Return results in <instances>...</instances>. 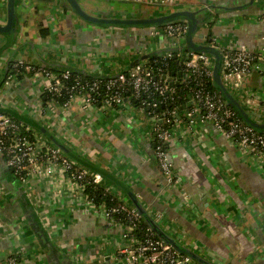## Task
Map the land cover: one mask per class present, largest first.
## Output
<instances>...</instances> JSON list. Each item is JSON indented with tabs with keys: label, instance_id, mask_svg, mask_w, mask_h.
Returning a JSON list of instances; mask_svg holds the SVG:
<instances>
[{
	"label": "crops",
	"instance_id": "crops-1",
	"mask_svg": "<svg viewBox=\"0 0 264 264\" xmlns=\"http://www.w3.org/2000/svg\"><path fill=\"white\" fill-rule=\"evenodd\" d=\"M177 1L192 6V0ZM200 1L203 7L225 8L218 11L214 26L221 48L247 45L257 52L264 46V23L258 22L264 17V0ZM79 3L88 14L101 17L152 9L126 0ZM7 4L0 0L2 25L7 22ZM16 15L15 42L8 45L7 36L0 35V95L5 97L0 111L41 121L129 192L105 181L119 200L137 211L131 194L168 235L213 264H264V167L212 124L198 119L193 131L184 123L175 127L168 151L175 181L168 183L151 148L157 123L144 110L128 104L104 108L78 96L68 110L37 115L48 85L44 76L26 73L4 86L11 62L112 78L170 49L171 41L153 38L152 28L91 26L64 0H19ZM247 88L263 97L264 77L254 75ZM0 186L7 192L0 197V264L13 255L21 256L19 264H68L62 254L73 264L77 256L86 264H117L114 253L123 228L81 202L65 176H35L23 183L0 159ZM21 186L26 198L19 192ZM38 232L47 233L59 259L51 256L48 244L40 246Z\"/></svg>",
	"mask_w": 264,
	"mask_h": 264
},
{
	"label": "built area",
	"instance_id": "built-area-1",
	"mask_svg": "<svg viewBox=\"0 0 264 264\" xmlns=\"http://www.w3.org/2000/svg\"><path fill=\"white\" fill-rule=\"evenodd\" d=\"M134 3L146 4L150 7L174 8L177 6V0H126ZM260 25L264 23V17L259 18ZM188 34L186 24H169L162 28H152L153 38L163 36L171 41L170 49L166 51H176L177 58L184 56L183 44ZM222 54L221 77L226 87L234 94H239L243 104L251 118L259 123H264V96L248 89V83L254 75L264 77V46L257 52L251 51L247 45H241L236 50L230 51L218 47ZM171 51V52H172ZM168 53L164 60L171 58ZM184 68L186 77H195L198 82L209 79L214 75V59L203 53H189L184 56ZM15 69L23 68L25 74L33 73L30 65L22 62H16ZM44 76L48 85L45 92L52 94L55 98L66 97L68 101L60 104L57 101H51L46 106L41 104L36 108L35 113L51 112L55 108L68 110L71 102L78 96H84L87 103H96L104 108L122 109L127 105L124 96L126 93H132L137 100L142 96L174 95L176 79L165 75L162 81H157L152 71L144 64H138L129 70L118 74L115 77L108 78L106 82L96 80L93 83H84L76 79L70 86L64 81L70 79L71 74L65 71L61 74H55L47 70H39L33 74ZM15 79L14 76H8L4 86L7 87ZM104 90L103 97L96 100L92 94H98ZM44 93V92H43ZM5 105V97L0 95V107ZM142 105L157 107L156 102L145 103ZM189 105V106H188ZM187 130L193 131L197 127L198 119L201 122L212 124L213 128L223 133L240 152L254 158L257 163L264 167V133H257L252 127L242 121L236 112L227 105L222 98L208 91L205 85L199 83V88L194 92V97L187 104ZM204 112L202 115L201 113ZM177 112L175 109L165 113V117L158 119V124L164 123L171 127L169 130L162 126L154 129V138L158 143L156 157L159 161L161 171L168 183L175 181L172 174V163L169 154L163 150V147L169 144L173 138L175 127L181 125V119H175ZM196 116V118L194 117ZM263 116V117H262ZM39 117V116H38ZM155 120L157 121V119ZM35 119V118H34ZM37 120L39 123L41 121ZM157 123V122H156ZM63 133V132H62ZM64 134V133H63ZM0 159L5 166L11 169L21 182L35 176H65L72 184L74 191L80 194V201L87 205L105 219L119 224L123 231L118 237L116 251L114 253L117 264H197L187 256L178 253L171 245L156 237L151 229L140 233V224L142 216L134 209L129 208L126 203L119 200L117 208L107 209L103 205H93L89 199L83 195L86 185L96 184L102 186L105 193L111 194L110 187L104 185L103 177L83 166L77 161L66 156L60 149L51 146L32 127L23 122L14 120L0 111ZM23 187V186H22ZM7 192L0 186V197L7 195ZM123 215V223L116 222L113 215ZM76 264H86L81 257H76ZM5 264H19L15 259L8 258Z\"/></svg>",
	"mask_w": 264,
	"mask_h": 264
},
{
	"label": "water",
	"instance_id": "water-1",
	"mask_svg": "<svg viewBox=\"0 0 264 264\" xmlns=\"http://www.w3.org/2000/svg\"><path fill=\"white\" fill-rule=\"evenodd\" d=\"M18 1L19 0H8L7 12H6L7 22L6 24L3 25L0 23V35L7 36L8 45L15 42L18 33L17 15H16V7ZM64 1L67 3V5H69L71 10L74 12V14L82 22L89 24L91 26L105 27V28L118 27V28L142 29V28H158L164 25L173 24L175 22H182L187 24L188 34L182 48L186 49V51L190 53H208L213 57L215 63L213 76L215 80V85L219 89L220 94L228 100L229 105L237 111L238 115L247 125L252 127L254 130L264 131V123H259L254 121L251 118V116L248 114L247 110H245L244 106H242L239 100L235 98L236 97L235 94L230 92V90L223 83L221 77L222 54L218 48L220 46L216 44L215 42L217 41L216 38H208V33H204L205 31L204 28L207 23L205 21L206 17L201 18L200 15L209 10L210 11L209 16L211 17L213 15V13L211 12L212 8L216 10H224L225 8L219 6H206L205 8L193 9L190 6H188L189 8H185L184 6L178 5L170 9L159 8L156 12L152 13L151 15H146V14L141 15L140 13L125 12L123 15H119V16L101 17V16H92L88 14L82 8L81 4L79 3V0H64ZM254 1L255 0H251V2ZM197 36H199L201 40L207 41V43L203 42L199 44L197 42L198 39H196ZM11 114H17L18 116L32 123V125H34L37 128L39 133H41L43 136L49 139L53 143V145L56 146L58 149H60L64 154L82 163L88 169H91L92 171L100 174L102 177H106L109 180V182L116 185L117 187L124 189L127 194L129 193L109 173H107L105 170L98 168L96 165L88 161L83 156H80L79 154L75 153L65 142L61 141L59 138L55 137L50 131H48V129L43 124L39 123L34 118H30L26 115H21L18 112ZM19 192L21 196L26 198L25 191L22 186ZM129 196L131 200L134 202L137 212L142 216V218H144L147 221L151 230L158 238L168 243L178 253H180L183 256L189 257L197 264H213L209 260L203 258L201 255L197 254L196 252L183 246L178 241L174 240L170 235H168V233L162 228V226L146 212V210L138 203V201L131 194H129ZM26 201L29 203V200ZM36 235L40 246L44 248L48 244L50 249L52 250L51 256L54 257L56 260L59 259L60 252L55 245L49 243V237L47 236V233L38 232ZM61 257L62 258L64 257V259L66 260L63 261L68 262V264H73L72 262L69 261V259L65 255L62 254Z\"/></svg>",
	"mask_w": 264,
	"mask_h": 264
},
{
	"label": "trees",
	"instance_id": "trees-1",
	"mask_svg": "<svg viewBox=\"0 0 264 264\" xmlns=\"http://www.w3.org/2000/svg\"><path fill=\"white\" fill-rule=\"evenodd\" d=\"M152 8H154V7H152ZM212 13H213V15H215L217 17L218 10L212 11ZM205 17H206L205 21H207L208 18L210 17L209 12H207V11L205 12ZM173 24H185V23L175 22ZM207 24H208V28H207L208 38H215V34H214L215 22L214 23H207ZM164 26H166V25H164ZM164 26H161L158 28H162ZM43 32H45V31H43ZM45 35L46 34L43 33V36H45ZM205 42L207 43V41H205ZM215 42L218 45L217 41H215ZM225 49L230 50V51L236 50V49H229V48H225ZM171 51L165 50V51H161L158 53H154L149 58H147L146 63H143V64L152 71L153 76L155 77V79L157 81H162L165 75H169L170 77L176 79L178 83L174 87L175 88V94L174 95H166V96L164 95L162 97L158 96L157 94H153L151 96L145 95V96H142L140 99L137 100L136 98L133 97L132 93L128 92L124 96L125 97L124 100L126 99L128 105H130L134 109H142L149 116L154 117V118L165 117V113L167 111L175 109L177 112L175 119H181V122L184 123L185 125H187L188 120H187L186 114H187V111L189 110L187 108V104L194 97V92L199 88V83H201V82L205 85V87L208 91H210L213 94L219 95L222 98V100L227 105H229L228 100L220 94L219 89L216 87L214 76L209 78V79H205L201 82H198L196 80V78L192 77V76L191 77L189 76L185 79L186 72L184 71L185 68H184V60L183 59H184V56H187L190 52L186 51V49H183L184 56L182 58H177L176 57L177 52L176 51L171 52ZM168 53H170L172 55V57L164 60V57ZM203 54H206L213 59V57L211 55H209L208 53H203ZM138 64H142V62H139V63L135 64L134 66H136ZM13 66H14V62H11L9 64V70L10 71H8V73H9L8 76H10V75L14 76L17 79H21L23 76H25V72H24L23 68L15 69ZM32 68L34 70L33 73L36 71H39V70H47V71H50V72L55 73V74H61V73L65 72V70H54V69L47 68V67L37 68V67L32 66ZM67 71H69L71 74L70 79L64 81V83L68 86L73 84V82L76 79H79L81 82H84V83H86V82L93 83L96 80H102L103 82H106L108 79L105 77H95V76H91L88 74H83V73L78 72V71H70V70H67ZM103 93H104V90L101 89L98 92V94H92V97L94 99L98 100V99L103 97ZM41 101H42L43 105L46 106L51 101H57L60 104H64L66 101H68V98H66V97L55 98L52 94H49L48 92H44L41 96ZM143 102H145L146 104L156 102L158 105H157V107L153 108L152 106H150V107H148L147 105L143 106L142 105ZM231 108L236 112L237 116L242 120V118L238 115L237 111L233 107H231ZM5 114L7 116L13 118L16 121L25 123L27 126L32 127L34 130H36L39 133L37 128L34 125H32V123L23 119L22 117L18 116L17 114H11V113H5ZM201 114L203 115L204 112H202ZM194 117L196 118V116H194ZM196 121H198V120H196ZM156 122H157V126H162L166 130H169L171 128V127H169V125L165 126L164 123L158 124V119ZM255 131L257 133H264V131H257V130H255ZM39 134H41V133H39ZM43 137L48 142V144H50L53 147H56L53 145V143L49 139H47L45 136H43ZM157 146H158V143L154 140L153 144L151 145V148H152V151L155 154V156H156ZM163 150L168 153L169 144L164 146ZM71 159H73V158H71ZM78 163L81 166L87 168L82 163H80V162H78ZM89 170H91V169H89ZM173 173L174 172H173V167H172V174ZM103 179H104V181H109L106 177H103ZM103 189L104 188L100 185L88 184L85 187L83 195L86 196L89 199V201L92 202L93 205H97V206L103 205L107 209L117 208L119 206L120 202H119L118 198L116 197L115 193L112 192L111 194H108V193H105ZM113 217L116 220V222H120V223H123L126 225V223H124L122 221L123 215L115 214V215H113ZM147 229H151V228L148 225L147 221L144 218H142L141 224H140V233H138V237H141L144 234L143 231L145 232ZM10 258L15 259L18 263L22 260L20 255H13V256L9 257V259Z\"/></svg>",
	"mask_w": 264,
	"mask_h": 264
},
{
	"label": "rangeland",
	"instance_id": "rangeland-1",
	"mask_svg": "<svg viewBox=\"0 0 264 264\" xmlns=\"http://www.w3.org/2000/svg\"><path fill=\"white\" fill-rule=\"evenodd\" d=\"M136 4V3H135ZM138 5H139V3H137ZM145 5V6H144ZM177 5H178V3H177ZM143 7H147L148 5H146V4H143L142 5ZM185 6V5H184ZM190 7H192L193 9L194 8H203V5L201 6V1L200 0H192V6H190ZM154 8H156V7H154ZM159 8H161V7H159ZM159 8H157V10L159 9ZM185 8H189L188 6H185ZM156 9H149V8H143L142 10H141V12H139V10H138V13H140L141 15H144V14H146V15H151L152 13H154L155 11H157ZM215 26V25H214ZM216 37V36H215ZM217 43H218V46H219V41L217 40Z\"/></svg>",
	"mask_w": 264,
	"mask_h": 264
},
{
	"label": "flooded vegetation",
	"instance_id": "flooded-vegetation-1",
	"mask_svg": "<svg viewBox=\"0 0 264 264\" xmlns=\"http://www.w3.org/2000/svg\"><path fill=\"white\" fill-rule=\"evenodd\" d=\"M177 6H178V5H177ZM205 7H206V6H204L203 8H205ZM152 9H153V8H152ZM154 9H157V8H154ZM165 9H169V8H165ZM215 10H216V9L212 8V9H211V12H212V11H215ZM218 11H220V10H218ZM207 12H210V11L208 10ZM213 13H214V12H213ZM200 16H201V18H204V17H205V12L202 13ZM215 17H216L215 15H212L211 17L208 18V20H207L206 22H207V23H214V22L216 23V20H217V19H216ZM207 23H206V25H205V28H208V24H207ZM205 28H204V29H205Z\"/></svg>",
	"mask_w": 264,
	"mask_h": 264
}]
</instances>
